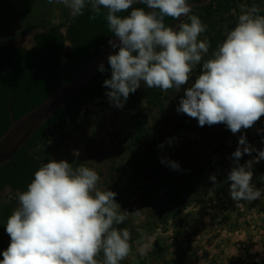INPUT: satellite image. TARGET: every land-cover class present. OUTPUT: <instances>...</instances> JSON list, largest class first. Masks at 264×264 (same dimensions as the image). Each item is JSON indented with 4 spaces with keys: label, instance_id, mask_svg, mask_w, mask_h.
Listing matches in <instances>:
<instances>
[{
    "label": "clouds",
    "instance_id": "obj_1",
    "mask_svg": "<svg viewBox=\"0 0 264 264\" xmlns=\"http://www.w3.org/2000/svg\"><path fill=\"white\" fill-rule=\"evenodd\" d=\"M55 2L74 17L83 15L86 8L93 20L103 15L117 38L108 41L118 51L107 56L111 75L103 81L110 105L123 108L142 84L177 92L187 85L176 111L195 118L199 126L224 124L236 134L252 128L264 116V14L258 5H241L234 28L204 59L210 44L199 37L207 26L191 14L188 0ZM135 4L145 5L147 10L133 7ZM125 12L127 15H120ZM181 17L188 22L175 27L165 23V18L180 21ZM61 35L66 36V31L61 29ZM63 43L74 47L69 39ZM197 66L199 74L190 83ZM98 71L105 72L102 62ZM262 132L264 129H257L258 134ZM167 143L171 145L172 140ZM244 155L251 159L241 164ZM230 159L232 167L226 176L230 199L251 202L261 198L264 188L254 187L252 180L254 164L264 160V148L250 145L242 134ZM160 162L180 170L176 161L160 157ZM208 179L217 182L215 174ZM99 181L98 173L83 164L73 168L66 160L53 159L43 164L27 190L16 193L19 206L6 221L10 242L0 252V264H120L131 251L130 231L118 227L128 211L115 201L116 192L97 187ZM101 254L103 258L97 259Z\"/></svg>",
    "mask_w": 264,
    "mask_h": 264
},
{
    "label": "rangeland",
    "instance_id": "obj_2",
    "mask_svg": "<svg viewBox=\"0 0 264 264\" xmlns=\"http://www.w3.org/2000/svg\"><path fill=\"white\" fill-rule=\"evenodd\" d=\"M211 1L191 5V14L207 26L199 37L210 44L204 59L234 28L241 5H248L246 0H231L229 12L206 18L199 8ZM258 6L264 14V0H259ZM73 18L70 10L55 0H0V41L28 47L35 30L18 36L25 25L65 26ZM181 22H188L187 18L181 17L176 25ZM198 74L199 66L193 70L190 83ZM186 87L182 86L180 92L174 88L162 91L158 107L149 105L146 86L137 89L136 106L143 115L140 120L146 132L140 138L130 124L127 103L123 108L110 105L108 100L101 108L88 104L75 122L66 119L35 150L37 158L42 165L51 159L66 160L73 168L83 164L100 176L98 188L117 193L115 201L128 211L127 219L118 227L131 233V251L120 264H258L264 260V195L251 202L231 200L227 189L215 197L209 192L203 196L201 189L211 185L206 181L197 191H184L188 177L196 176L197 165L206 174L226 177L240 135H245L255 148H264V132L257 133V129H264V116L252 128L236 134L224 124L199 126L195 118L176 111ZM161 144L163 148L158 147ZM160 157L178 162L180 170L162 164ZM249 159L244 155L239 162ZM252 184L264 188V160L254 164ZM177 187L182 189L180 197L169 202L166 194ZM208 198L212 199L211 205ZM18 206V198L9 191L0 193V252L10 242L5 231L7 218ZM176 211L179 214L174 217ZM158 248L164 251L157 252Z\"/></svg>",
    "mask_w": 264,
    "mask_h": 264
},
{
    "label": "trees",
    "instance_id": "obj_3",
    "mask_svg": "<svg viewBox=\"0 0 264 264\" xmlns=\"http://www.w3.org/2000/svg\"><path fill=\"white\" fill-rule=\"evenodd\" d=\"M230 2L231 0H212L199 10L206 18H211L216 13L229 12ZM246 2L249 6L258 5L259 0H246ZM188 3L197 5L201 3V0H188ZM133 7H144L147 10V7L141 4H135ZM194 9L198 10V8ZM120 15H127V12L120 13ZM90 16V10L86 8L83 15L74 17L65 26L25 25L18 36L31 30H40V32L35 33V45L30 49L0 41V137L7 131L10 124L9 107L14 119H19L53 94L93 58L110 39L115 38L108 30L103 15L97 16L94 20ZM165 23L175 27L177 21L172 18H165ZM62 28L65 29L66 36L61 35ZM64 39L71 40L74 47H66L63 43ZM104 67L105 72L99 71L71 100L67 111L63 109L52 116L35 132L10 163L0 167V193L8 188L11 195L18 198L17 192L27 190L28 184L34 178L35 171L42 166L35 150L40 145L45 144L53 131L60 128L66 119L75 122L82 115V109L88 104L99 108L106 106L107 97L105 93L108 89L103 87V81L110 78L111 71L109 64ZM162 91L159 88H148L149 105L160 106ZM138 102L137 91L130 94L126 101L130 124L134 127L137 138H140L145 136L146 132L140 120L143 115L137 110L136 104ZM195 174V177H188L185 182L187 188H185V193L190 188H193L194 191L199 190L204 181L211 185L208 189H201L203 196L209 192L215 197L223 189L229 190L227 177L222 174H217L218 178L215 184L209 181L210 174L204 173V169L199 165H197ZM181 191V187H177L174 188L173 193L166 194L169 202H173V198H179ZM196 201L206 205L202 199ZM211 201L212 199L208 198L210 205L212 204ZM178 214L179 211H176L173 216L176 217ZM156 251L163 252L164 249L158 248ZM98 258L102 259V254ZM139 264L145 263L140 261ZM258 264H264V260Z\"/></svg>",
    "mask_w": 264,
    "mask_h": 264
},
{
    "label": "water",
    "instance_id": "obj_4",
    "mask_svg": "<svg viewBox=\"0 0 264 264\" xmlns=\"http://www.w3.org/2000/svg\"><path fill=\"white\" fill-rule=\"evenodd\" d=\"M36 32L40 31L35 30L31 32L33 33L32 45L28 47L32 48L35 45L34 34ZM116 39L115 37L112 40ZM28 47L23 48L27 49ZM116 51L118 49H112L109 43H107L67 82L63 83L47 99L29 110L19 119H14L11 108L9 107L10 124L7 131L0 137V167L10 163L35 132L52 116L63 109L67 111L68 104L71 100L99 72L98 65L102 62L106 66L108 64L107 56L109 54H115ZM4 191L10 192V189L7 188Z\"/></svg>",
    "mask_w": 264,
    "mask_h": 264
},
{
    "label": "crops",
    "instance_id": "obj_5",
    "mask_svg": "<svg viewBox=\"0 0 264 264\" xmlns=\"http://www.w3.org/2000/svg\"><path fill=\"white\" fill-rule=\"evenodd\" d=\"M208 205H210V204H208Z\"/></svg>",
    "mask_w": 264,
    "mask_h": 264
},
{
    "label": "flooded vegetation",
    "instance_id": "obj_6",
    "mask_svg": "<svg viewBox=\"0 0 264 264\" xmlns=\"http://www.w3.org/2000/svg\"><path fill=\"white\" fill-rule=\"evenodd\" d=\"M35 35V34H34Z\"/></svg>",
    "mask_w": 264,
    "mask_h": 264
}]
</instances>
